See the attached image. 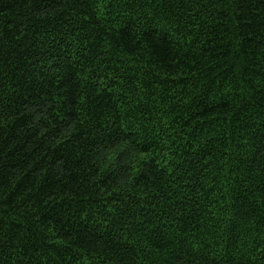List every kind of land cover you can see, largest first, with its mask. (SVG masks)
<instances>
[{"label":"trees","instance_id":"trees-1","mask_svg":"<svg viewBox=\"0 0 264 264\" xmlns=\"http://www.w3.org/2000/svg\"><path fill=\"white\" fill-rule=\"evenodd\" d=\"M0 264H264V0H0Z\"/></svg>","mask_w":264,"mask_h":264}]
</instances>
